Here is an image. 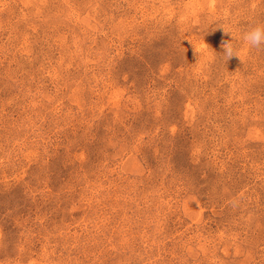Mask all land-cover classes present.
<instances>
[{
  "label": "rangeland",
  "instance_id": "1",
  "mask_svg": "<svg viewBox=\"0 0 264 264\" xmlns=\"http://www.w3.org/2000/svg\"><path fill=\"white\" fill-rule=\"evenodd\" d=\"M257 25L264 0H0V264H264Z\"/></svg>",
  "mask_w": 264,
  "mask_h": 264
},
{
  "label": "clouds",
  "instance_id": "2",
  "mask_svg": "<svg viewBox=\"0 0 264 264\" xmlns=\"http://www.w3.org/2000/svg\"><path fill=\"white\" fill-rule=\"evenodd\" d=\"M225 34H231L230 31H225L222 27ZM215 29H213L214 31ZM232 39L230 41H222L221 47L223 48V54L226 62L233 57L239 58V60L243 63V59L241 55L238 53L236 46L231 42L235 39L231 34ZM243 42L249 47V49L256 48L261 49L264 48V26L257 25L247 32H245L242 36ZM206 45V43H205ZM203 48V45H202Z\"/></svg>",
  "mask_w": 264,
  "mask_h": 264
}]
</instances>
